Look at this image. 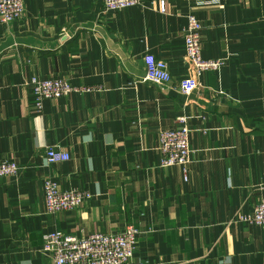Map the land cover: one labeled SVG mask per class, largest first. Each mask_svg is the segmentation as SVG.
<instances>
[{
    "label": "crops",
    "instance_id": "crops-1",
    "mask_svg": "<svg viewBox=\"0 0 264 264\" xmlns=\"http://www.w3.org/2000/svg\"><path fill=\"white\" fill-rule=\"evenodd\" d=\"M21 19L0 20V264H49L44 235L78 237L140 229L144 264H264V228L240 221L264 198V0H143L106 10L103 0H24ZM202 22V56L221 67L193 74L185 57L188 15ZM149 57L171 80L144 82ZM79 88L36 108L32 78ZM188 117V180L163 167L161 130ZM70 154L49 164V146ZM80 188L82 207L51 213L44 181Z\"/></svg>",
    "mask_w": 264,
    "mask_h": 264
},
{
    "label": "built area",
    "instance_id": "built-area-1",
    "mask_svg": "<svg viewBox=\"0 0 264 264\" xmlns=\"http://www.w3.org/2000/svg\"><path fill=\"white\" fill-rule=\"evenodd\" d=\"M197 4H212L215 0H192ZM106 10H121L143 4V0H103ZM161 12H166V0H160ZM25 13L24 0H0V20L9 23L21 19ZM202 22L195 14L188 15V25L184 32L185 57L193 74L182 78L179 90L190 97L200 88V76L209 70L221 67V59H204L202 56ZM171 80L169 64L164 59L149 57L146 63L144 82L165 85ZM30 84L35 95L36 108L41 111L46 99L67 97L73 92H85L91 88L74 86L67 78H32ZM179 127L161 130L159 133V151L163 167L180 166L184 179L188 180L192 150L190 147V126L188 117L179 115ZM70 154L64 150L49 146L46 160L49 164L68 161ZM21 166L11 160L0 161V176H16ZM47 209L51 213L62 210H75L83 206L91 197L87 190L80 188L61 189L52 178L44 181ZM240 221L264 228V198L254 207L251 214L241 215ZM140 229L128 224L118 233H93L78 237L62 230H54L44 235L43 250L52 258L49 264H144L134 258Z\"/></svg>",
    "mask_w": 264,
    "mask_h": 264
}]
</instances>
